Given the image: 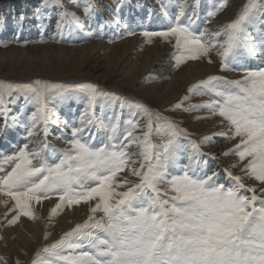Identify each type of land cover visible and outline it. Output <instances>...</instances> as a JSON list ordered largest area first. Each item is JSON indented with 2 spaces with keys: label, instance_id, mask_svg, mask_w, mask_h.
Segmentation results:
<instances>
[{
  "label": "snow or ice",
  "instance_id": "1",
  "mask_svg": "<svg viewBox=\"0 0 264 264\" xmlns=\"http://www.w3.org/2000/svg\"><path fill=\"white\" fill-rule=\"evenodd\" d=\"M54 3L61 9L58 36L70 21L88 38H103L100 31L86 29L85 21L62 0ZM201 6L202 0H191L190 7L188 0H177L166 27L139 35L150 44L154 38L171 44L174 68L188 61L212 63L215 52L219 73L239 74V79L210 75L165 109L207 110V116L196 118L218 116L221 131L193 138L182 121L92 82H0V134L21 126L28 141L0 158V197L14 201L8 208L14 214L9 218L6 211L0 226L12 227L22 216L38 219L33 204L53 198L50 221L74 206L83 204L88 210L83 223L42 247L31 264H264V0H246L234 20L216 29L208 25L229 6L228 0H213L203 20ZM93 8L89 0L83 9L86 17ZM162 11L168 15L163 6ZM118 12L109 23L119 25ZM136 34L130 30L120 38ZM53 40L63 42L62 36ZM257 53L261 63L249 66L246 60ZM192 95L209 99L185 107ZM66 99L83 105L71 119L60 113ZM54 101L60 103L50 106ZM27 106L34 110L25 117ZM53 127L62 129L54 139L65 148L49 143ZM64 130H70V138ZM217 138L236 141L221 153L237 158L223 169V178L210 163L219 157L205 151ZM34 139L39 143L30 147ZM237 167L258 185L246 186L244 177L232 171ZM0 203L7 208L8 200ZM0 264H8L5 257L0 256Z\"/></svg>",
  "mask_w": 264,
  "mask_h": 264
},
{
  "label": "bare ground",
  "instance_id": "2",
  "mask_svg": "<svg viewBox=\"0 0 264 264\" xmlns=\"http://www.w3.org/2000/svg\"><path fill=\"white\" fill-rule=\"evenodd\" d=\"M88 2L89 0H65L63 4L66 9L75 12L85 21L86 29L100 31L103 38H88L86 31H78L70 21H66L69 25L65 24L66 27H63L61 35L58 36L56 21L61 9L50 8L47 0H0V45L7 44L6 47L0 46V82L17 80L29 83L38 79L52 83L51 81L57 79V74L65 71L70 78L68 80L73 81L72 84L88 80L130 101L144 102L153 111L166 116L165 109L170 108L185 95H189L188 88L198 81L217 74L227 75L230 79L240 78L236 73H219L220 61L215 52L211 54L212 63H208L207 60L188 61L179 68H174L172 56L175 49L171 44L160 38H154V42L150 44L139 35L143 30H161L166 27L169 17L177 11V0H92L94 5L92 14L86 17L83 9ZM188 3L190 7L191 0H188ZM212 3L213 0H202L201 20L205 18V13L211 8ZM241 3L229 0L228 8L212 19L208 27L216 29L234 20ZM162 6L163 9L167 8L168 15L162 11ZM117 8L119 25L109 23L113 21L112 13ZM130 30L137 34L120 38ZM61 36L63 42H54V37L60 40ZM41 40L47 42H38ZM109 40L115 42L109 43ZM246 63L251 67L260 64L258 53L248 58ZM147 77L156 79L145 82ZM208 99L207 95H192L185 107L189 104H203ZM57 103L60 102L54 101L50 106L55 107ZM22 104L23 100L13 106L12 114H15ZM82 106L75 100L66 99L60 103L61 116L71 119ZM33 110L31 106H27L24 109V116ZM99 110L98 107L97 111ZM127 111L125 109V116ZM207 115V110L191 113L173 112V117L182 119L189 125L191 132L195 134L194 138L221 131L217 126L220 121L218 116L211 119L196 118ZM61 130L53 127L52 135L48 138L49 143L55 145L57 149L67 146L62 140L54 139ZM64 134L69 138L71 136L70 130H64ZM25 135V130L21 126H11L6 133L0 134V158L16 152L19 146L27 143ZM235 142L217 138L211 147L205 149L219 157L218 161L210 163L220 170L222 178L223 169L230 168L237 158L225 157L221 153L231 148ZM38 143L39 139H34L29 146L33 147ZM154 143H162V140L155 139ZM232 171L234 175L244 177L246 186L258 185L254 179L247 178L239 167ZM0 200H8L7 208L0 203L2 220L14 201L7 197H0ZM55 203V198L44 200L41 204L34 203L33 207L39 217L36 220L22 216L12 227L0 226V236L3 237L0 239V256L5 257L8 264H16L17 260L23 262L22 264H31L37 251L56 242L76 224L87 219V206L81 204L74 206L73 210L65 209L50 221L49 212ZM13 214L8 211L9 218ZM6 223L5 220L4 224Z\"/></svg>",
  "mask_w": 264,
  "mask_h": 264
},
{
  "label": "rangeland",
  "instance_id": "3",
  "mask_svg": "<svg viewBox=\"0 0 264 264\" xmlns=\"http://www.w3.org/2000/svg\"><path fill=\"white\" fill-rule=\"evenodd\" d=\"M65 0H62V2H64ZM229 1V0H228ZM237 1H239V2H242L241 3V5H239L238 6V12L240 11V9L242 8V6L246 3V0H237ZM47 4H48V6L50 7V8H52L53 7V9L54 8H59V7H57L56 5H55V3H54V0H47ZM55 6V7H54ZM177 6V5H176ZM236 7V6H235ZM228 8V7H227ZM167 9V8H166ZM106 11H103V13H105ZM220 14V13H219ZM218 14V15H219ZM65 24H67V25H69L68 24V22H65ZM51 25H53V23L52 24H50V26ZM64 27H66V25L64 26ZM253 33H255V34H257L256 33V30L254 29V28H252V29H250ZM253 61H254V59H252ZM56 77H57V79H55V80H53V81H51L52 83L51 84H72L73 83V81H71V80H68V78L69 77H67V72H65V71H63V72H60L59 74H57L56 75ZM70 79V78H69ZM36 80H38V79H36ZM35 81V80H34ZM5 82H12V83H21L20 81L18 82L17 80H7V81H5ZM78 82H89L88 80H81V81H77L76 83H78ZM154 107V106H153ZM165 112V114H166V116H169V117H171L172 119H174V120H177V121H182L183 123H182V127H185V128H187L190 132H191V129H190V127H189V125L184 121V120H182V119H177V118H175V117H173V112H171V111H164ZM195 137V136H194ZM193 137V138H194ZM5 167H8L7 165H5ZM23 263V262H22ZM10 264V263H9Z\"/></svg>",
  "mask_w": 264,
  "mask_h": 264
}]
</instances>
